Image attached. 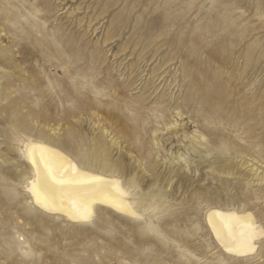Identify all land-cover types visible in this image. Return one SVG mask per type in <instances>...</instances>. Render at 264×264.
Instances as JSON below:
<instances>
[{
	"label": "rangeland",
	"instance_id": "obj_1",
	"mask_svg": "<svg viewBox=\"0 0 264 264\" xmlns=\"http://www.w3.org/2000/svg\"><path fill=\"white\" fill-rule=\"evenodd\" d=\"M120 178L136 215L35 207L24 142ZM264 0H0V264H264Z\"/></svg>",
	"mask_w": 264,
	"mask_h": 264
},
{
	"label": "bare ground",
	"instance_id": "obj_2",
	"mask_svg": "<svg viewBox=\"0 0 264 264\" xmlns=\"http://www.w3.org/2000/svg\"><path fill=\"white\" fill-rule=\"evenodd\" d=\"M24 147L32 173L26 190L42 212L76 223L90 221L102 207L137 214L120 178L90 169L48 142L28 139ZM207 212L210 229L225 251L245 256L256 250L264 229L251 211L212 207Z\"/></svg>",
	"mask_w": 264,
	"mask_h": 264
}]
</instances>
